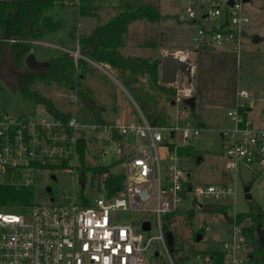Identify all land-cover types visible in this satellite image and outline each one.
I'll return each mask as SVG.
<instances>
[{
    "label": "built area",
    "instance_id": "built-area-1",
    "mask_svg": "<svg viewBox=\"0 0 264 264\" xmlns=\"http://www.w3.org/2000/svg\"><path fill=\"white\" fill-rule=\"evenodd\" d=\"M168 1L176 4L182 21L199 24L196 51L230 50L240 58L251 22L244 4L250 0ZM1 41L16 40L0 35ZM24 42L58 47L39 39ZM63 49L75 61L95 63L80 52L79 45L74 50ZM97 66L106 71L102 64ZM175 88L176 110L171 123L165 125H153L137 104L130 111L131 118L121 123L83 122L78 117L77 95L72 96L76 109L67 121L47 109L46 114L24 118L0 113V264H149L147 253L151 258L159 255L153 248L154 240L162 243L170 264H177L170 256L163 216L179 210L189 194L196 202L208 200L206 204L211 206V201L235 195L236 179L243 168L264 178V108L260 116L262 126L256 127L250 116L254 104L264 103V95L257 97L246 89H238L227 112L232 127L222 132L229 139L224 147L225 170L235 178L194 186L184 166L190 156L181 150L191 147L192 140L201 132L186 103L194 97L195 89L192 84ZM87 132L93 133L92 141L101 143V153L122 159L125 181L114 194L110 195L101 182L99 194L89 193L86 196L90 201L85 203L86 196L76 189L59 197L53 195V188L48 185V202H38L33 197L28 206L9 208L1 204L3 188L34 189L44 172L52 173L56 180V171H70L78 182V143L83 135L88 138ZM151 204L154 206L150 207ZM118 212H147L152 218L140 220L136 228L132 223H120L116 218ZM237 213L233 211L229 217V236L223 244L196 253L190 264L249 263L253 240L245 231L249 224L239 223ZM153 219L159 234L150 236ZM146 221L150 222L148 230L144 229Z\"/></svg>",
    "mask_w": 264,
    "mask_h": 264
},
{
    "label": "rangeland",
    "instance_id": "rangeland-1",
    "mask_svg": "<svg viewBox=\"0 0 264 264\" xmlns=\"http://www.w3.org/2000/svg\"><path fill=\"white\" fill-rule=\"evenodd\" d=\"M139 1L158 5L160 11L166 15V19L159 23L147 20L132 22L124 36V51L141 57L158 54L161 61L165 54L175 53L189 65L187 72L178 73L174 84L180 87L192 84L195 89L194 101L196 105L191 108V111L195 124L201 127V132L192 140V148L195 153L188 154L190 159L184 163L190 173V183L194 186L208 183L219 184L235 178L233 173H228L225 170L224 147L229 139L222 136V132L232 127V121L227 112L232 106V99L234 95L236 96L235 93L238 89H246L257 97L264 95V0H250L244 4V10L249 15L251 22L247 27L248 33L240 58L238 59L235 55V65L227 56L226 50L203 49L196 51L194 49L199 24L182 21L178 16L179 9L175 3H170L168 0ZM122 3V0H96L95 5L98 7L96 15L86 17H79L78 6L74 3L58 5L50 11V14L61 23V28L50 34L47 39H40L50 44L55 42L58 47L33 45L32 52L36 53L39 60L46 61L51 56L68 53L64 51L63 47L68 49L76 47L82 31L81 27L87 31L94 21L92 17H95L96 26L106 23L122 10ZM81 21L85 24L84 26H81ZM255 37H257L256 40ZM95 63L100 64L96 61ZM94 64L89 63L86 67L76 69L72 75L73 79H76L80 72L84 73L82 85L89 89L94 104L101 109L102 117L105 120L113 123L123 122L128 118L127 110L137 108L136 104L142 110L134 91L124 83L115 69L111 66H103L106 72ZM234 67L237 86L236 92L231 93L227 88L229 85L227 80L230 77L228 70ZM30 71L32 70L27 66L21 69L15 67L9 56L8 46L4 47L0 57V83L2 86L0 113H9L16 118L46 114L45 106L36 104L33 99L25 97L19 90L20 78L26 77ZM137 76L139 84L149 89V76L147 74ZM175 85L168 84V88L172 89L174 93ZM201 86L204 88V95L203 99L199 100L197 91ZM31 89L37 90L42 96L51 99L61 112L72 113L74 104L71 99L76 95L72 89L57 82L44 83L40 81L35 82ZM155 94H157L160 103L168 108L170 115H173L176 110L174 100L173 103L170 102L168 96L159 91ZM263 105L262 102L253 105L251 116L252 119L254 117V125L261 123L259 109ZM81 115L80 109L78 116L81 117ZM87 119L93 120L92 115L88 113ZM87 137L89 151L85 161L88 166L111 165L112 171L121 170L124 172V165H116L120 161L118 156L112 153L109 155L101 153V143L92 141L93 133L87 132ZM51 174L44 172L39 175L34 188L36 201L48 202L50 200V192L46 190L48 185L52 186L53 195L59 197L74 189L77 192L81 190V186L70 171H56V180L51 177ZM87 176L86 188L88 190L91 184V174L88 173ZM246 185H251L249 195L264 207V178H258L250 170L243 168L236 179V194L225 200L211 201L215 207L214 210L210 209L211 205L206 204L208 200L202 199L196 202L189 194L190 197L180 205L179 210L163 216V226H168L175 235V249L170 251V256L177 264H190L196 253H204L223 244L229 236L227 217L233 211H249V198L244 191ZM98 192L95 189L89 190V193L95 196L99 194ZM153 206V204L150 205V207ZM189 214H192V217ZM116 216L120 223H132L136 228H139L140 220L152 218L151 214L147 212H118ZM246 223L251 224L252 221L247 220ZM206 227H210V230H206ZM164 232L167 230L164 229ZM198 233H202L203 237L198 239ZM148 234L150 236L159 234L158 225L154 219L153 228ZM153 248L159 252V255L151 258L147 253L149 264H170L169 254L159 240L153 241Z\"/></svg>",
    "mask_w": 264,
    "mask_h": 264
},
{
    "label": "trees",
    "instance_id": "trees-1",
    "mask_svg": "<svg viewBox=\"0 0 264 264\" xmlns=\"http://www.w3.org/2000/svg\"><path fill=\"white\" fill-rule=\"evenodd\" d=\"M95 2L96 0H0L1 38L16 40L15 42H0V57L4 47L8 46L12 64L21 69L26 66L25 59L33 51L32 45L24 41L29 39H47L50 34L58 31L62 26L59 21L54 19L50 11L58 5L74 3L78 6L79 17L93 16L96 15L98 8ZM122 2V10L109 21L98 24L89 35H79L78 45L80 52L98 63L111 64L124 83L132 88L136 95V100L139 102L147 119L153 125L169 124L172 121V115H170L168 108L160 103L157 94H155L157 91L164 93L168 96L170 102L173 103L174 91L168 88V84L160 82L161 59L150 60L143 57L125 56L120 50L124 36L127 34L129 25L132 22L147 20L159 23L166 19V15L160 11L158 5L151 2L143 3L139 0H122ZM226 53L232 60V64L235 65V53L230 50H226ZM48 61L50 63L48 66L36 71H30L26 77L20 78L18 87L25 97L33 99L36 104L45 106L57 118L67 121L71 118L72 113L61 112L55 107L51 99L42 96L37 90L31 89V86L37 81L44 83L57 82L75 91L79 100L78 114L80 109L82 112L81 117L78 116L81 121L101 124L112 123L102 117V111L94 104L89 89L82 85L84 73L80 72L77 78L73 79L72 74L74 71L83 66L86 67L89 64L88 61L84 59L75 61L68 53L51 56ZM228 71L230 77L227 80L229 83L227 88L231 93H235L237 86L236 69L234 67ZM139 74H147L149 76V89L139 84L137 76ZM203 95L204 88L201 86L197 91V99L202 100ZM234 101L235 95L231 103L233 104ZM187 104L193 108L196 105L194 97L191 98V103ZM88 113L92 115L93 120L87 119ZM88 151V139L83 135L78 143L79 166L77 178L80 186L79 180L84 179L85 186H81V190L78 193L85 197L89 194V190H101V182H104L107 192L110 195L114 194L117 187L121 188L123 186L125 173L121 170L112 171L111 165L88 166L85 161ZM181 151L186 154L195 153L192 146ZM116 165H122V160L118 161ZM106 172H108V176L105 177L104 174ZM88 173L91 174V184L87 190ZM1 192L3 195L1 204L9 208L28 206L34 197V189L31 187H5ZM87 197H85V203L90 201ZM249 205L248 212H238L236 217L239 223H246L247 220L252 221L251 224L245 226L246 233L253 240V248L250 252L248 264H264V247L261 245L257 233L258 226L264 230V208L253 198H249ZM189 216L192 217V214H189ZM164 229L170 231L168 226H165ZM172 233L174 235V232ZM175 243L174 235V245L173 248H170L171 251H174Z\"/></svg>",
    "mask_w": 264,
    "mask_h": 264
},
{
    "label": "water",
    "instance_id": "water-1",
    "mask_svg": "<svg viewBox=\"0 0 264 264\" xmlns=\"http://www.w3.org/2000/svg\"><path fill=\"white\" fill-rule=\"evenodd\" d=\"M256 39H257V37H255V40ZM49 64H50L49 61L39 60L37 58L36 54L33 52L30 53L25 59V65L27 66L28 69H30L32 71L39 70L43 67L48 66ZM188 70H189V65H188L187 61H184L181 57H179L175 53H167L162 57L160 80L164 84H173V83H175L179 72L185 73ZM186 103H191V99H187ZM198 159H201V157H198ZM79 182H80L82 187L85 186L84 179H80ZM250 188H251V185H246L245 189H244L248 198H252L249 195ZM47 189L51 190L50 187H48ZM210 209L214 210L215 207H210ZM227 220L229 222L232 221L229 218V216L227 217ZM144 229H147V230L150 229V222L149 221H146L144 223ZM257 233H258V238L260 240V243L264 247V230L260 226H258V228H257ZM166 236H167V241H168L169 247L173 248L174 235H173L172 231H167ZM197 238L198 239L202 238V234L198 233Z\"/></svg>",
    "mask_w": 264,
    "mask_h": 264
},
{
    "label": "crops",
    "instance_id": "crops-1",
    "mask_svg": "<svg viewBox=\"0 0 264 264\" xmlns=\"http://www.w3.org/2000/svg\"><path fill=\"white\" fill-rule=\"evenodd\" d=\"M93 19H94V21L90 24L91 26L88 28V30L87 31H84L83 30V28L81 27V33L80 34H82V35H89L95 28H96V25H95V23H96V20H95V17H92ZM84 26L85 24H83L82 23V21H81V26ZM52 43V45H55V46H58V44L57 43H55V42H51ZM76 44V43H75ZM78 47V43L76 44V47L75 48H73V49H70V50H74V49H76ZM68 49V48H67ZM137 49V48H136ZM120 50H121V52H122V54L123 55H125V56H132V57H141V56H139V55H137V54H129L128 52H126V51H124V44L122 45V47L120 48ZM34 53V52H33ZM36 54V53H35ZM37 56V55H36ZM85 56V55H84ZM158 54H149V55H146V56H144L143 58H148V59H150V60H153V59H156V58H158ZM87 57V56H86ZM180 57V56H179ZM38 58V57H37ZM39 59V58H38ZM90 59V58H89ZM92 60V59H91ZM92 61H94V60H92ZM95 62V61H94ZM100 64H102V67L103 66H111L109 63H100ZM112 67V66H111ZM104 68V67H103ZM113 69H115L114 67H112ZM116 70V69H115ZM40 105V104H39ZM79 105V104H78ZM129 108V107H128ZM263 108H264V105L259 109V119H260V116H261V111L263 110ZM75 109H76V106L75 105H73V110L71 111L72 113L75 111ZM130 111L131 110H127V112H126V115H128V118H126L125 120H127V119H130L131 118V113H130ZM252 112H253V110H252ZM252 112L250 113V116L252 115ZM173 115H174V113H173ZM172 115V116H173ZM251 118H252V116H251ZM253 119H254V117H253ZM252 119V120H253ZM124 120V121H125ZM255 121V120H254ZM261 121V120H260ZM263 124H262V122L258 125L257 123H255V126L256 127H260V126H262ZM213 207V206H212ZM264 208V207H263Z\"/></svg>",
    "mask_w": 264,
    "mask_h": 264
}]
</instances>
